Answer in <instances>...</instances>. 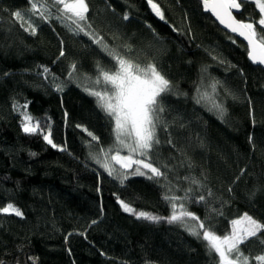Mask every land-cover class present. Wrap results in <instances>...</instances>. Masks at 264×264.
<instances>
[{
  "label": "trees",
  "instance_id": "16d2710c",
  "mask_svg": "<svg viewBox=\"0 0 264 264\" xmlns=\"http://www.w3.org/2000/svg\"><path fill=\"white\" fill-rule=\"evenodd\" d=\"M156 2L165 21L146 0H88L93 27L109 45L121 52L131 45L133 60L154 62L174 88L187 93L164 97L175 148L167 143L168 133L158 130L161 143L152 159L172 169L168 179L177 195L189 187L184 176L200 179L206 196L211 189L207 207L193 203L189 210L207 217L206 226L218 235L230 233V221L244 213L264 222V69L252 65L243 41L231 43L230 33L202 11L199 0ZM254 9L245 4L238 18L258 20ZM18 10L34 21L36 35L15 20L12 13ZM61 40L66 55L57 60ZM97 61L109 67L108 58L82 34L32 16L29 0H0V205L12 202L24 213L23 218L0 214V261L32 264L31 256L36 264H216V256L184 228L137 220L121 210L117 195L137 210L169 215L155 182L132 176L121 186L89 158L90 137L77 125L99 137L92 151L112 143V128L95 99L76 82L56 92L36 74L44 65L63 80L75 62L80 77L95 76ZM205 67L206 76L223 85V120L192 99ZM14 102H28L26 111L50 123L54 142L67 151L53 149L41 135L25 134ZM241 250L254 256L264 247L253 238Z\"/></svg>",
  "mask_w": 264,
  "mask_h": 264
},
{
  "label": "snow or ice",
  "instance_id": "6c2138e0",
  "mask_svg": "<svg viewBox=\"0 0 264 264\" xmlns=\"http://www.w3.org/2000/svg\"><path fill=\"white\" fill-rule=\"evenodd\" d=\"M146 2L151 12L161 21H165V14L160 4L156 0H146ZM199 2L202 11L210 13L219 25L230 33L228 38L231 43L236 44V38H242V41L246 42L244 47L248 59L253 64L264 65V0H199ZM245 4H254L255 9H258V20L252 17L237 19L238 15H243L241 9ZM29 5L32 16L38 17L44 23L55 20L75 36L82 34L109 60V67H105L100 61L96 62L93 70L95 76L85 74L80 77L75 62L70 64L67 76L63 80L44 65L38 66L41 70L36 74L56 92H63L68 83L76 82L95 99L97 108L105 115L112 128V143L107 148L99 146L96 151H92L94 143L99 145V137L82 125H77L76 127L81 128L90 137V140L85 142L90 149L89 158L121 186H124L132 176H143L155 182L162 189L161 199L169 207V215L161 216L137 210L131 203L117 195L116 201L121 210L137 220L157 224L166 222L184 228L190 236L205 244L206 251L210 255L216 256V264H253V262L264 264V251L251 256L241 250V245L253 238L264 247V222L244 213L238 219L230 221V233L218 235L211 226H206L207 217L202 220L189 210V205L193 203L204 204L207 207L208 197L212 196L211 189H207L206 196L200 192V189L205 187L200 179L184 176L183 180L188 182L189 187L182 190V195H177L168 179V173L172 169L167 164L157 166L152 159L153 152L161 143L158 130L168 133L170 127V122L164 115L166 112L164 97L169 94L187 96V93H180L174 88L172 82L158 70L154 62L148 61L142 64L133 60L131 45L124 44L123 52L109 45L104 36L93 27L89 17L88 0H29ZM12 15L16 21L21 22L20 26L25 32L31 35L37 34V26L31 17L26 18V14L19 10ZM122 19L129 20L127 12L123 14ZM148 27L151 29V25ZM173 30L176 31L175 28ZM152 31L156 35L155 30ZM60 43L57 60L66 55L63 40ZM212 59L225 63L215 55ZM201 72V82L196 86L192 99L196 104L216 114L218 119L223 120L227 111L223 101L219 99V88L223 85L221 81L206 76V67ZM205 79H210L207 86L204 83ZM81 80L86 83H82ZM27 108L28 102L13 104V109L17 110L21 117L22 131L28 135H41L53 149L67 151L66 146L54 142L51 124L36 120L26 111ZM66 117L67 113H65ZM179 126L185 125L180 123ZM168 137L167 143L175 148L171 133H168ZM249 141L251 143V136ZM200 146L203 147L202 141ZM31 155L34 156L35 153ZM188 167H192L191 162L188 163ZM228 190L231 192V188ZM211 211L223 215L220 210L211 209ZM0 214L24 217L23 211L12 202L0 205ZM95 223L97 221L93 220L92 224ZM65 239L67 240V237ZM28 259L32 260V264H36L37 258L30 256ZM0 264L3 262L0 261Z\"/></svg>",
  "mask_w": 264,
  "mask_h": 264
},
{
  "label": "water",
  "instance_id": "95a60500",
  "mask_svg": "<svg viewBox=\"0 0 264 264\" xmlns=\"http://www.w3.org/2000/svg\"><path fill=\"white\" fill-rule=\"evenodd\" d=\"M241 11H242V9H241ZM235 14V13H234ZM211 15V14H210ZM213 17V16H212ZM213 19L215 20V18L213 17ZM237 19H239L238 18V16H237ZM216 21V20H215ZM217 23H218V25H219V22L218 21H216ZM221 28H223V26L222 25H219ZM224 29V28H223ZM225 31H227L226 29H224ZM228 32V31H227ZM229 33V32H228ZM237 38H239V37H237ZM241 41H242V38H239ZM244 43H246V42H244ZM251 62V61H250ZM252 63V62H251ZM253 64V63H252ZM253 65H255V66H260V67H262L263 69H264V65H256V64H253Z\"/></svg>",
  "mask_w": 264,
  "mask_h": 264
},
{
  "label": "rangeland",
  "instance_id": "374dc122",
  "mask_svg": "<svg viewBox=\"0 0 264 264\" xmlns=\"http://www.w3.org/2000/svg\"><path fill=\"white\" fill-rule=\"evenodd\" d=\"M250 61V60H249ZM253 65V64H252ZM82 81V80H81ZM84 82V81H83ZM86 83V82H85ZM209 91V90H208ZM210 92V91H209ZM105 148H107V147H105ZM123 154V153H122Z\"/></svg>",
  "mask_w": 264,
  "mask_h": 264
}]
</instances>
